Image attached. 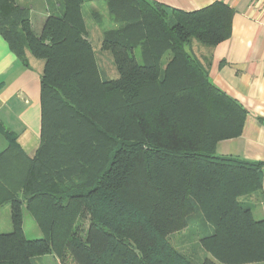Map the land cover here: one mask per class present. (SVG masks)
Instances as JSON below:
<instances>
[{
    "label": "trees",
    "instance_id": "16d2710c",
    "mask_svg": "<svg viewBox=\"0 0 264 264\" xmlns=\"http://www.w3.org/2000/svg\"><path fill=\"white\" fill-rule=\"evenodd\" d=\"M43 1L0 0V35L25 65L27 53L44 64L34 156L0 125L9 141L0 209L10 205L12 226L0 234V264L49 255L60 264H264V218L254 216L264 163L215 153L242 134L247 110L190 49L229 40L235 10ZM36 2L46 4L41 16ZM91 3L104 8L88 18ZM88 19L115 79L103 77ZM25 210L42 237L26 238ZM176 234L195 239L203 258L173 245Z\"/></svg>",
    "mask_w": 264,
    "mask_h": 264
},
{
    "label": "crops",
    "instance_id": "0c3cea01",
    "mask_svg": "<svg viewBox=\"0 0 264 264\" xmlns=\"http://www.w3.org/2000/svg\"><path fill=\"white\" fill-rule=\"evenodd\" d=\"M25 1L31 3V0H22ZM151 1L185 12L202 10L221 1L235 10L231 38L216 48L202 49L199 54L201 61L207 57L209 75L217 88L247 110L242 134L220 141L215 153L264 163V0ZM27 57L25 65L0 35V125L12 133L18 147L32 157L41 139L40 81L44 64L30 55ZM8 146L9 141L0 131V152ZM262 177L264 190V173ZM254 203V216L263 219L264 201ZM9 218L11 222L10 212ZM36 234L42 237L41 230Z\"/></svg>",
    "mask_w": 264,
    "mask_h": 264
},
{
    "label": "rangeland",
    "instance_id": "374dc122",
    "mask_svg": "<svg viewBox=\"0 0 264 264\" xmlns=\"http://www.w3.org/2000/svg\"><path fill=\"white\" fill-rule=\"evenodd\" d=\"M42 2L44 3V1L42 0ZM41 2V3H42ZM40 2H36L35 4H37V6L35 7V11H39L38 13L36 12V14H38L37 16H39V14H41V10L43 9V7L45 8L46 4H43L40 7ZM103 6L101 7L98 4L95 3H91L89 4V6L86 9V14L89 18V10L93 9V10H103ZM91 21V20H90ZM88 19V23L89 26H91V38H92V42H93V47L95 49V54L98 57L99 60V67L102 70L103 73V77L104 79H115L118 77V72L115 68V66H113V59L110 53L107 52H103L101 50V39H102V31L99 30L94 23L91 21L90 22ZM191 50L194 51L195 56L199 59V54L201 51H203L205 48H203L202 46H200L198 43L194 42V44L191 46L190 48ZM203 49V50H202ZM205 51V50H204ZM30 53H27L25 55L26 58H28L27 56H29ZM206 56V53L204 55V57ZM204 61V62H203ZM201 61L205 66L208 65V59L207 57L204 58V60ZM42 62V61H41ZM43 63V62H42ZM8 207V208H7ZM10 206H6L3 207L0 211V234H4V233H9L12 232V226H11V222H10V218H9V210ZM24 212V230L26 233V238H30V239H37L40 238L37 236L36 231H40L38 225H36V222L34 221V219L32 218V216L29 214V212H27L26 210L23 211ZM8 217V218H7ZM10 223V224H9ZM10 225V226H9ZM87 227V224L85 225ZM8 227H11V230L8 231ZM42 236V235H41ZM171 241L172 244L175 245L178 249H181L183 251H186L188 253V251H190L191 249L196 250V252L199 255V260H201L204 256V252H202V250L198 247V245L196 244V240L194 239V241H191L190 238H188V236L186 234L183 235H173L171 237ZM34 264H60L59 263V259L54 256V255H49V256H45L42 258V260H36V262H34Z\"/></svg>",
    "mask_w": 264,
    "mask_h": 264
}]
</instances>
